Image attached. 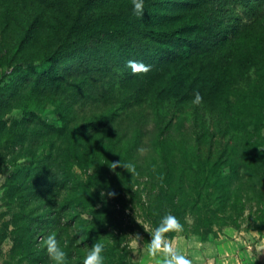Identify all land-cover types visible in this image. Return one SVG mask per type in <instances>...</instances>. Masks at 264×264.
<instances>
[{"label":"trees","instance_id":"trees-1","mask_svg":"<svg viewBox=\"0 0 264 264\" xmlns=\"http://www.w3.org/2000/svg\"><path fill=\"white\" fill-rule=\"evenodd\" d=\"M3 68L0 173L15 169L0 241L11 237L19 264H55L53 232L66 264H84L96 242L104 264H133L125 210L141 174L158 185L143 203L150 227L168 212L184 225L171 239L238 228L264 188V0H145L143 16L132 0H0ZM116 69L123 79L99 93Z\"/></svg>","mask_w":264,"mask_h":264},{"label":"rangeland","instance_id":"rangeland-1","mask_svg":"<svg viewBox=\"0 0 264 264\" xmlns=\"http://www.w3.org/2000/svg\"><path fill=\"white\" fill-rule=\"evenodd\" d=\"M65 70V69H64ZM9 68H3L0 69V86H1V76L4 72L9 73ZM124 71L121 69H116L112 72L111 77H104L101 78L99 86L96 88V90L101 93L108 89V83L109 81L113 82L116 86L119 84V82L124 77ZM93 77H96V74L92 75ZM7 80V79H6ZM43 120L48 123H53L57 115L55 114V111L51 106H48L44 113L42 114ZM9 120L17 119L19 120L21 118V112L19 109L14 108L11 111V114L7 116ZM154 126L153 122H150L148 124V129L150 131L152 130V127ZM222 144L216 143V145L213 146V148H218ZM15 167H10L7 169H3L0 173V225L2 221L9 220L10 216L6 212L7 208L5 206L4 201V191H5V182L8 179V177L13 173ZM139 181L141 182L139 191L140 195L139 197H136L135 199H132V201H129V205L125 210V216L128 218L129 214L133 215L135 220V233H138L141 237V239L138 240V242L133 243V237L132 235L129 236V245L131 247V259L133 261V264H153L150 262L154 257L150 255L149 253V241L151 239L150 234L154 231L151 227L148 221L145 220L144 216V204L147 203V201L155 195V193L158 190V185L154 182H151L150 179L146 174H141L139 177ZM249 196L250 200H248L245 204L243 214L241 216V223L238 228H235L234 226H224L219 230L217 228V236L223 235V236H229L230 231L233 230H243L245 232L247 231H256L254 226L255 224H258L257 220L255 219L257 215H259L258 210L264 208L263 199H264V188L259 191V188H256L253 193H251ZM140 199V200H139ZM144 203V204H143ZM6 212L5 215H1V213ZM3 219V220H2ZM262 231L264 232V226L262 228ZM188 237H194L197 239H200L199 236L190 235ZM11 247H12V239L10 236H5L4 240L0 241V264H19L14 259V257L11 255ZM158 255V253H157ZM24 264V263H22Z\"/></svg>","mask_w":264,"mask_h":264},{"label":"clouds","instance_id":"clouds-1","mask_svg":"<svg viewBox=\"0 0 264 264\" xmlns=\"http://www.w3.org/2000/svg\"><path fill=\"white\" fill-rule=\"evenodd\" d=\"M133 11L137 16H143L145 9V0H132ZM128 65L133 72H147L151 65L145 64L141 61L129 60ZM202 95L197 90L194 92L192 103L200 104L202 102ZM112 169L120 165V161L111 163ZM125 167H132L134 165L126 164ZM108 196L115 195L114 192H108ZM104 196V193H103ZM184 225L180 219L171 212L163 215L159 224L156 225L154 231L150 234L149 253L156 257V264H193V259L185 255L178 247H174L172 239L166 236V233L183 231ZM133 243L141 239L138 233L131 234ZM46 246L49 255L55 264H66L67 253L63 247L60 246L56 234L53 232L46 237ZM105 244L103 242H96L88 248L87 254L84 258V264H104L105 257L103 255ZM163 253V256H157V253Z\"/></svg>","mask_w":264,"mask_h":264},{"label":"crops","instance_id":"crops-1","mask_svg":"<svg viewBox=\"0 0 264 264\" xmlns=\"http://www.w3.org/2000/svg\"><path fill=\"white\" fill-rule=\"evenodd\" d=\"M172 243L193 259V264H264V232L233 230L229 236H209L203 241L177 235ZM150 262L156 264V257Z\"/></svg>","mask_w":264,"mask_h":264}]
</instances>
